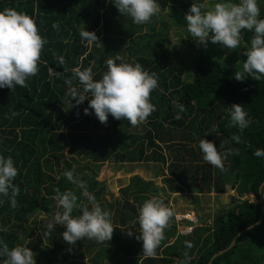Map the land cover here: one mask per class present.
Returning a JSON list of instances; mask_svg holds the SVG:
<instances>
[{"label":"trees","instance_id":"1","mask_svg":"<svg viewBox=\"0 0 264 264\" xmlns=\"http://www.w3.org/2000/svg\"><path fill=\"white\" fill-rule=\"evenodd\" d=\"M200 1L156 0L160 9H168L169 14L176 6L188 11L193 3ZM215 2L219 1L208 3ZM6 8L30 16L47 43L41 53L39 71L28 79L27 87L0 88V155L12 157L18 169L14 183L20 189L15 207L10 206L8 198H2L5 202L0 204V240L8 243L9 248L20 246L26 238L27 218L38 208L49 212L51 204L56 202L57 189L64 192L76 188L78 203L86 205V198L80 195L82 189L67 181L65 171L72 170L74 177L85 181L90 189L99 184L102 192L103 185L96 181L94 174L103 162H147L165 166L167 174L162 180L169 191L209 193L225 185L233 187L235 197L231 206L222 208L211 225H196L189 233L180 235L176 242L181 240V243L159 246L155 257H145L143 241L135 238L139 235L138 209L146 199L158 198L154 193L157 187L152 181L131 177L120 189L131 201L121 199L119 206L105 205L113 210L112 239L103 244L88 239L77 241V250L82 247L85 253L94 251L92 260L98 259L95 264L111 262L109 255L112 264L125 261L126 257L131 258L130 264L137 261L142 264H236L240 255L264 256V184L260 187L261 203L258 196V187L264 180V157L253 155L255 149H264V79L257 81L249 76L237 81L236 71L220 65L206 50L197 52L192 65L186 57H178L176 51L171 56L166 49L168 37L161 33L162 29L155 34L134 35L141 25L131 19L121 20V17H130L123 16L111 0H0V11ZM260 18L264 19V4ZM54 23L58 29L53 28ZM116 25L127 27L123 31L127 40L111 41L106 35ZM145 26L147 31L154 28L153 22ZM161 26L166 27L164 23ZM80 29L95 32L100 43L90 45L82 41ZM252 35L242 31L245 49L250 46ZM125 42L130 44L126 47L127 53L119 50ZM125 55L129 58L124 62H138L158 77L159 88L150 98L156 110L142 123L144 128L140 131H136L138 126L111 115L107 124H102L93 110L89 109L88 115L84 113L89 100L76 104V99H72L73 90H83L73 69L91 68L93 79L99 80L107 70V59ZM60 57L63 65L59 63ZM188 70L191 79L184 78ZM173 101L184 106L180 120L175 119L178 109L174 108ZM233 104H241L251 121L242 132L228 127L229 107ZM213 126L215 133H209ZM233 134L240 135L243 142L232 141ZM201 139L212 141L222 152L238 148L239 155H229L221 171L203 160L198 146ZM82 161L84 165H79ZM72 164L79 166L73 168ZM248 196L254 201H248ZM80 214L79 210L73 212V216ZM172 222L173 217L169 225ZM64 230L57 225L45 234L46 228L43 236L50 251L46 255L32 245L36 261L40 255L46 264L64 259L62 246L68 244L61 236ZM130 230L131 237L127 235ZM234 237L232 246L226 249ZM185 241L192 247L187 248ZM220 251L223 252L211 259Z\"/></svg>","mask_w":264,"mask_h":264},{"label":"clouds","instance_id":"2","mask_svg":"<svg viewBox=\"0 0 264 264\" xmlns=\"http://www.w3.org/2000/svg\"><path fill=\"white\" fill-rule=\"evenodd\" d=\"M111 2L123 16L130 17L136 25L151 22L161 10L156 0ZM185 20L191 38L203 44L205 48L211 41L228 50L237 49L242 39V31L252 32L250 46L243 53L246 60L243 61L242 70L235 72L234 78L237 81H243L249 76L257 81L264 79V19L260 18L257 0H219L211 5L207 0L200 4L193 3L185 14ZM53 28L58 29V25L54 23ZM79 36L87 44L100 43L95 32L80 29ZM46 43L47 40L39 34L34 20L26 13L12 8L0 11V88L13 90L16 86L27 87L28 79L39 71L38 64ZM118 60L121 61L119 64L116 63ZM59 63L64 64L62 57L59 58ZM105 64L107 70L99 80L93 79L91 68L73 69V74L83 86V90H73L72 99H76V104L89 100L84 113L88 115L89 109L93 110L102 124H107L109 115L116 120H127L133 127L146 123L147 118L156 110L150 98L151 93L159 88L157 74H150L138 62H124L121 56L107 59ZM172 103L174 108L178 109L175 119H182L180 113L185 111L184 106L176 101ZM229 117L228 127L237 128L241 132L251 123L241 104L229 107ZM215 131L213 126L209 133ZM231 140L237 144L243 142L238 134H233ZM198 146L203 160L221 171L224 170V160L229 155H239L238 148L222 152L212 141L206 139H201ZM253 155L264 157V149H255ZM17 175L18 169L14 166L12 157L0 155V204L5 202L2 198H8L10 206L15 207L16 196L20 192L14 183ZM63 175L67 181L82 189L80 195L86 198L88 204H79V197L71 190L61 192L57 189L54 199L57 207L62 210L57 211L53 222L46 225L45 234L59 225L65 229L61 234L63 241L71 246L84 239L100 244L110 241L114 233L111 213L100 206L86 185L74 177L72 170L65 171ZM88 205H91V208ZM75 210H79L81 214L73 216ZM173 216V210L156 196L142 203L137 217L139 235L135 238L143 241L142 252L145 257L156 256V250L164 239V230ZM183 223L185 230L190 228L183 234L189 233L191 228L197 225L196 221L183 220ZM127 235L131 237L133 232L130 230ZM185 245L187 248L192 247L188 241H185ZM0 258H3L2 264H36L33 251L27 246L9 248L8 243L3 240H0Z\"/></svg>","mask_w":264,"mask_h":264},{"label":"rangeland","instance_id":"3","mask_svg":"<svg viewBox=\"0 0 264 264\" xmlns=\"http://www.w3.org/2000/svg\"><path fill=\"white\" fill-rule=\"evenodd\" d=\"M208 0L207 2H209ZM219 1V0H217ZM205 2L201 0L198 4ZM258 5L261 9V6L264 4L262 0H257ZM175 10L172 13H168V9H161L159 14L154 16L151 20L154 24V28L150 31H147L145 24L141 25L140 29L134 32V35L144 36L147 34H155L162 29V34H165L168 37L167 50L172 56L173 54L178 53V57L187 58V62L192 65L193 59H195L197 52H202L206 50L209 56L221 63L220 65L227 67L228 69H234V71H241L243 61L246 60V56L243 55L245 46L240 42V45L237 49L228 50L223 48L220 44H213L211 41L208 42L207 48L203 44L198 43L193 40L186 28L185 14L188 11L176 6ZM175 14L174 19H171L172 15ZM131 18L121 17V20H126ZM161 23H164L166 27H162ZM127 27L122 25H116L114 28H111L107 32V36L111 41L115 40H127L125 32H123ZM136 38V36H134ZM136 40V39H135ZM152 41V40H151ZM133 45V44H131ZM127 46L130 44L126 43L121 45L119 50L123 53H127ZM176 51V52H175ZM126 55L124 59H128ZM185 79H191L189 70L186 72ZM69 90V87L66 88ZM144 125L140 124L136 128V131L142 130ZM198 157H201L199 155ZM81 159H77L79 162ZM79 165H84V161ZM77 165V166H79ZM73 168L77 166L72 164ZM191 171V170H190ZM167 174L165 166L157 163H147V162H138V163H108L103 162L100 164L99 169L96 171L95 179L100 184L103 185V190L99 189V184L94 185V188L90 189L85 181H82L87 187V190L92 194H97L94 196L95 200L104 206V209L109 211L112 215L113 210L107 208L106 204H113L114 206H119L121 199L131 201V197L126 196L120 192V189L130 182L131 177L139 178L142 181H152L153 184L157 187L155 189V194L158 195V198L167 202V206L170 207L173 212V222L168 225L169 227L165 228L166 232L164 234V239L160 247L168 246L175 243L178 240L180 235H185V228L183 220H179L177 217L179 215H185L186 218L191 221H196L197 226L200 225H211L212 219L215 215L221 211L224 207H230L232 200L235 197V192L233 187L225 185L221 190L212 191L209 193H195L188 192L185 189H177L174 191H169L166 184L163 182V177ZM88 176V173L85 174ZM186 180V176H183ZM57 178V177H56ZM87 181V180H86ZM93 185V184H92ZM76 188L73 189V192ZM100 193V194H98ZM242 199V198H241ZM248 201L253 202L254 199L252 196L246 197ZM88 202L86 201V205ZM91 206V205H90ZM59 208L57 207V202L51 204L50 211L45 213L40 208L37 211L27 218L25 223L24 235L26 238L20 246H27L29 249L40 248L42 252H46L48 255L50 251V245L47 244L43 232L46 231V225L53 222L54 214ZM112 222V221H111ZM188 229V228H187ZM164 230V231H165ZM124 239H126L124 237ZM176 243H181L179 240ZM31 244V245H30ZM33 245V247H32ZM71 248V251L69 249ZM94 252V251H93ZM93 252H84L82 247L77 250V248L71 245L62 246V255L64 259H56L53 263L49 264H95L98 259L92 260L94 257ZM108 256V261L112 262V258ZM159 257V256H158ZM118 264H130L131 258L126 257L125 261L119 260ZM107 262V264H112ZM103 262L99 263L102 264ZM264 264V256H249V255H240L238 256L236 264ZM36 264H46L40 255ZM97 264V263H96ZM137 264H142V261H137Z\"/></svg>","mask_w":264,"mask_h":264},{"label":"water","instance_id":"4","mask_svg":"<svg viewBox=\"0 0 264 264\" xmlns=\"http://www.w3.org/2000/svg\"><path fill=\"white\" fill-rule=\"evenodd\" d=\"M263 184H264V180L261 182V184H260L259 187H258V196H259V202H260V203H261V199H260V187H261ZM260 214H262V206H260ZM261 217H262V216L260 215V217H259V219H258L257 222L260 221ZM257 222H256V223H257ZM234 240H235V237L231 240V242L229 243V245H228V247H227L226 249H228L230 246H232ZM226 249H225V250H226ZM221 252H223V251H220V252H217V253L213 254L212 257H211V259H212L214 256H216L217 254L221 253ZM211 259H210V260H211ZM207 264H209V263H207Z\"/></svg>","mask_w":264,"mask_h":264},{"label":"built area","instance_id":"5","mask_svg":"<svg viewBox=\"0 0 264 264\" xmlns=\"http://www.w3.org/2000/svg\"><path fill=\"white\" fill-rule=\"evenodd\" d=\"M177 218H178L179 220L191 221L190 219L186 218L185 215H179ZM192 222H194V221H192ZM189 229H190V228H188L186 231H188Z\"/></svg>","mask_w":264,"mask_h":264},{"label":"crops","instance_id":"6","mask_svg":"<svg viewBox=\"0 0 264 264\" xmlns=\"http://www.w3.org/2000/svg\"><path fill=\"white\" fill-rule=\"evenodd\" d=\"M123 257H126V256H123Z\"/></svg>","mask_w":264,"mask_h":264}]
</instances>
